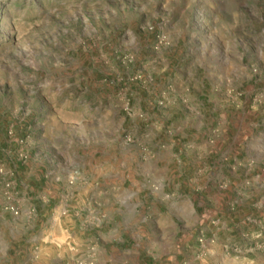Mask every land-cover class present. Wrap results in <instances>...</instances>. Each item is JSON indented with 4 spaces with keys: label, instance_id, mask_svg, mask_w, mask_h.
Returning a JSON list of instances; mask_svg holds the SVG:
<instances>
[{
    "label": "rangeland",
    "instance_id": "rangeland-1",
    "mask_svg": "<svg viewBox=\"0 0 264 264\" xmlns=\"http://www.w3.org/2000/svg\"><path fill=\"white\" fill-rule=\"evenodd\" d=\"M215 94L240 126L228 136L263 153L245 156V190L222 189L218 202L187 195L207 204L208 218L237 225L210 224L197 244L173 241L152 261L123 232L113 197L100 200L103 188L120 173L127 200L148 207L131 183L137 161L168 154L170 143L193 151L199 136L184 114L212 121ZM178 194L171 188L170 200L188 199ZM122 260L264 264V0H0V264Z\"/></svg>",
    "mask_w": 264,
    "mask_h": 264
},
{
    "label": "crops",
    "instance_id": "crops-1",
    "mask_svg": "<svg viewBox=\"0 0 264 264\" xmlns=\"http://www.w3.org/2000/svg\"><path fill=\"white\" fill-rule=\"evenodd\" d=\"M212 101L214 111L217 110L218 112L214 113L210 122L204 120L206 115L202 113H196L193 119L191 118L192 114H184L183 127L185 129H195L199 136L190 145L194 149L193 151L183 153L176 143H170L168 154H156L152 157L153 159L137 161L140 170L135 171L136 176L131 183L136 188L137 194L144 193L151 197L148 207L145 206L143 207L145 209L139 210L138 205L140 203L133 204L127 200L123 189V178L120 173L109 176V185L103 188L104 193L102 194L104 195L100 200L103 198V203L108 204L113 197L114 211L119 215L123 232L131 229L133 236L138 237L139 240L136 247L138 253L142 252L141 254H143L145 252L144 256H150L152 261L171 253L173 251L171 248L173 241H182L187 246L194 242L197 244L195 240L196 231L205 229L210 224H213L216 232L220 230L217 227L218 223L227 226L237 225L235 217H230V215H228V218L219 216L216 221L208 218L207 204L203 207L200 200L196 204V199L192 200L187 195V193L195 192L199 199H203L212 193L218 202L222 199L220 197L222 189L227 190V195L229 192L231 194L236 192L238 190L237 186L245 190V186L249 185L248 181L252 177L251 170L243 168L246 163L245 156L249 157L251 153L253 155L263 153L259 148L252 147L248 142L246 143L241 137L228 136L227 132L230 129L236 128V133L240 132L239 123L235 124L232 121L231 103H228V99L217 94L212 96ZM202 129L214 133L218 130V134L210 137L209 133L201 132ZM219 130L222 133L219 134ZM205 134L207 138H205ZM175 148L178 149L179 154L174 153ZM192 152L200 154L201 157H209L208 164L193 155L190 156ZM237 155L242 157L239 158ZM160 161L163 162L164 175L158 174V163ZM240 166H242V169L238 170ZM253 172L258 173V170H253ZM235 178H244V180H241L240 183H236V180L229 181V179ZM222 179H227V182L223 184L224 186L221 184ZM57 180L63 182V177L58 176ZM234 183H236L235 187L233 186ZM171 188L179 193L178 197H182L180 195L183 194L188 196V199L170 200ZM56 209L59 222L63 224L64 222L61 221L62 215L59 214L60 206H57ZM65 218L67 219V216ZM244 222L242 220L239 223ZM241 235H245L243 231ZM213 237L215 240L212 247L214 251L219 252L223 241L219 240L216 234ZM144 246H146L145 249ZM122 264H129V262L124 261Z\"/></svg>",
    "mask_w": 264,
    "mask_h": 264
},
{
    "label": "built area",
    "instance_id": "built-area-1",
    "mask_svg": "<svg viewBox=\"0 0 264 264\" xmlns=\"http://www.w3.org/2000/svg\"><path fill=\"white\" fill-rule=\"evenodd\" d=\"M198 240H199L200 244L204 243V239L202 237H200Z\"/></svg>",
    "mask_w": 264,
    "mask_h": 264
}]
</instances>
